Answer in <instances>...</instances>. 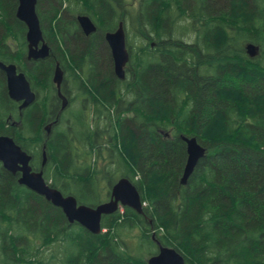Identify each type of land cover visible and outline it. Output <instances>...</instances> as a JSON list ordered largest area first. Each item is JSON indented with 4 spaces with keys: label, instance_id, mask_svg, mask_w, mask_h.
Wrapping results in <instances>:
<instances>
[{
    "label": "trees",
    "instance_id": "obj_1",
    "mask_svg": "<svg viewBox=\"0 0 264 264\" xmlns=\"http://www.w3.org/2000/svg\"><path fill=\"white\" fill-rule=\"evenodd\" d=\"M17 7L18 0H0V62L16 64L34 89L44 84L48 92L26 112L33 114L32 128L41 113L58 108L52 81L58 64L63 91L80 84L109 104L105 111L94 103L90 117L65 118L57 128L64 137L49 143L55 163L62 162L54 187L79 205L97 207L104 203L97 197L108 201L110 188L126 178L146 206L142 214L124 208L104 216L102 233L93 235L70 226L44 198L0 184V264H148L151 251L135 256L127 248L122 234L132 230L141 232L140 247L158 242L186 264H264V0H141L132 10L125 0H38L51 48L38 62L27 61V28ZM79 15L98 27L89 38L78 28ZM183 18L193 27L206 23L192 45L174 36L173 25ZM136 19L145 20L134 26L155 35L158 46L131 53L123 82L115 77L105 35L118 21ZM11 38L14 57L4 45ZM248 44L260 47L258 59L247 56ZM115 90L124 95L114 102ZM104 131L109 142L101 141ZM78 134L91 159L107 150L110 165H75ZM182 136L207 150L186 186ZM103 177L110 187L100 183Z\"/></svg>",
    "mask_w": 264,
    "mask_h": 264
},
{
    "label": "water",
    "instance_id": "obj_2",
    "mask_svg": "<svg viewBox=\"0 0 264 264\" xmlns=\"http://www.w3.org/2000/svg\"><path fill=\"white\" fill-rule=\"evenodd\" d=\"M38 0H18L16 17L27 28L26 41L28 44V61H40L49 58L51 48L46 42L37 14ZM78 25L85 36L93 35L97 32V27L92 19L87 15L77 16ZM112 58L114 61V72L119 80L126 79L125 68L130 61V54L126 46V34L121 23L114 33L106 35ZM247 55L250 58H256L259 55V47L254 44H248L246 47ZM0 68L6 73L7 87L9 96L16 102H23L21 109L26 108L35 100V94L24 73L19 72L17 65H5L0 63ZM53 81L57 87L59 97L63 101V109L68 106L67 98L62 94L61 87L64 81V72L60 65H57ZM186 145L187 161L181 180V184L186 186L189 178L194 173L199 162L206 156V148L197 138L181 137ZM0 159L5 166L12 170H21L23 179L21 184L28 189L46 198L55 207L61 208L70 225L77 224L93 235L102 233V219L104 216L113 215L120 207L130 208L138 213H143V204L139 191L135 185L128 179H120L111 191V198L108 202L102 203L97 207L79 205L77 200L72 197H64L57 190L51 189L45 183L43 174H31L29 167L30 157L27 156L20 147L15 145L8 138H0ZM17 164H22L18 168ZM158 254L148 259V264H186L184 257L173 248L163 247L157 242Z\"/></svg>",
    "mask_w": 264,
    "mask_h": 264
},
{
    "label": "flooded vegetation",
    "instance_id": "obj_3",
    "mask_svg": "<svg viewBox=\"0 0 264 264\" xmlns=\"http://www.w3.org/2000/svg\"><path fill=\"white\" fill-rule=\"evenodd\" d=\"M193 2L194 0H183L184 3L187 2ZM141 0L138 2V6L140 5ZM175 3V1L173 2ZM66 6L64 5V8ZM77 21V20H76ZM144 19H136L135 21L131 20L129 23L126 21H118V26L122 23L123 28L126 34V46L129 51L130 57L131 53L132 56L135 54L138 55L140 54L143 50L149 48L151 51H154L156 47L158 46L157 40H155L154 37L155 35L149 34L148 32H145L143 28H139L137 26H134L138 22H144ZM178 24L175 22L174 23V36L175 38H179L184 40V37L188 35V31L192 32L194 34V40L193 41H186L190 45L194 43V41L197 38V30H202L205 28L206 23L196 26H192V21L189 18H183L177 20ZM184 22L186 24V27L184 30L180 33L177 31V26L181 25L180 23ZM78 24V21H77ZM96 25V23H94ZM199 26V27H197ZM97 27V25H96ZM155 27V33L158 31V26L157 24L154 25ZM79 30L81 31L79 25H78ZM116 29V30H117ZM139 29H142L144 32L140 33ZM98 30V27H97ZM115 30V31H116ZM115 31L111 32L114 33ZM147 31V30H146ZM154 31V28H153ZM130 32L133 33L134 38H138L140 41V44L138 47L135 46L132 42V38L130 37ZM81 34L83 32L81 31ZM108 34V33H107ZM106 34V35H107ZM106 35H105V43L106 47L109 52V56L112 60V69L114 71V61L112 58L111 54V49L106 42ZM85 36V35H84ZM91 36V35H90ZM90 36H85L86 38H89ZM132 41V42H131ZM8 47V55L9 57H14L15 56V41L11 38L8 40L7 43H4ZM259 47V46H257ZM137 49V52H134V50ZM247 54V52H246ZM260 57V47H259V55L256 58H250L251 60L258 59ZM28 61V59H27ZM42 61V60H40ZM31 62V61H28ZM38 62V61H34ZM130 61L128 65L125 68L126 71V78L129 77L130 73L128 74V69L130 68ZM3 63V62H0ZM5 65H10L14 63H3ZM16 65V64H15ZM18 67V66H17ZM19 72L20 69L18 68ZM23 73V72H22ZM115 74V72H114ZM26 76V75H25ZM115 77H117L115 75ZM27 78V77H26ZM54 78V77H53ZM28 80V79H27ZM64 81H65V74H64ZM63 81V84H64ZM125 82V80H122ZM29 82V80H28ZM30 84V82H29ZM55 91H56V96L58 99V108L55 110H52L49 112V115L46 113H41L40 118H39V124L35 126V128H32L31 121L33 119V114H27L29 110L31 109L39 102H45L46 97L48 92L44 88V84L39 85L38 90L34 89L31 84V90L35 94V100L32 104L27 106L26 108L21 109V105L23 102H16L13 99L10 98L9 92H8V85H7V76L6 73L0 68V138H8L13 141L15 145L21 148V150L30 157L29 161V167L31 168L30 173L31 174H43V179L45 180V183L47 186H49L51 189L58 190L57 187H54L55 185V180L56 177H59V173L57 172V169L62 167L60 164L62 163L61 160L59 159L60 163H55V160L57 159V155L55 152H50L49 151V143L52 139H59L61 137H64L63 132L61 130H58L57 128L60 127L62 124L63 120L66 119H75L76 123H78L83 117H90L94 103H98L100 105H105L103 106V109L105 111L108 110V105L106 104V101L103 100L101 97H99L95 92L89 91V89L85 88H80V84L78 86H73L72 87V93H66L63 91V84L61 87V92L62 94L67 98L68 100V106L66 107V111L63 109V101L59 97V93L57 90V87L53 81ZM133 84L125 87H132ZM82 89V90H81ZM87 90V92H86ZM114 92V102L121 97V95H124V92L120 90H115ZM89 95V96H88ZM88 96V97H87ZM85 97V98H84ZM87 98V99H86ZM90 98V99H89ZM88 102V103H87ZM17 105V114H16V105ZM82 110V113L80 114ZM70 112L71 115L69 114ZM83 116V117H82ZM46 117L48 119H46ZM85 118V119H86ZM30 121V122H29ZM69 121V120H67ZM70 122V121H69ZM44 128V129H43ZM82 129L81 127H79ZM24 130V131H23ZM79 130V129H78ZM105 134V138L102 139L101 141H110V138L107 136L108 131L102 132ZM95 135H97V132H95ZM81 138V139H79ZM77 139V140H76ZM83 136L78 134V137L74 138V145L75 149L72 154V158L74 159V163L77 166H83V165H88V164H93V167H97L98 169H103L106 168L107 165H110V158H109V152L107 150H104V158H101L99 156H93L91 159V156L89 152H85V148L83 147ZM76 141V142H75ZM28 148V149H25ZM18 168H22V164H17ZM23 172L21 170L17 171H12L8 169L5 166V163L2 159H0V184L1 185H7L11 182L10 185H19L24 192L25 195L28 194V196L32 197V195H38L37 193L33 192L32 190L28 189L27 186L21 184V180L23 179ZM101 180V176L99 177ZM102 185H104L106 188L110 185L109 179L106 177L102 178V181H100ZM110 187V186H109ZM61 192V191H59ZM12 195V194H11ZM110 198H111V188H110ZM46 200L45 197L40 196ZM109 198V200H110ZM47 201V200H46ZM48 202V201H47ZM52 204L51 202H48ZM53 205V204H52ZM54 206V205H53ZM55 207V206H54ZM58 208V207H57ZM61 209V208H59ZM62 210V209H61Z\"/></svg>",
    "mask_w": 264,
    "mask_h": 264
},
{
    "label": "rangeland",
    "instance_id": "obj_4",
    "mask_svg": "<svg viewBox=\"0 0 264 264\" xmlns=\"http://www.w3.org/2000/svg\"><path fill=\"white\" fill-rule=\"evenodd\" d=\"M138 2L139 0H125V4L130 6V7H133L131 8L130 10L132 9H138ZM181 25L177 26V31L178 32H182L184 30V28L186 27V24L184 22H181L180 23ZM188 35L184 37L185 41H193L194 40V34L190 31H188ZM130 37L132 38V40L134 42H132L133 44H135L136 47L139 46L140 44V41L138 38H134L133 37V33L130 32ZM15 50H16V44L14 46ZM134 50V49H133ZM134 52H137V49L134 50ZM97 200H100V202H105L107 201V197L105 195H101L100 197H97ZM95 200V201H97ZM109 200V199H108ZM145 206H146V203H145ZM123 238L125 239L126 241V245H127V248L131 251V253L135 256H139V255H142V256H149V254L147 253V251H151L152 255H150L148 258L152 257L153 254H157L158 253V246L155 244V246H150V248H143V247H140V236H141V232L139 230H132V231H124L123 232ZM153 251V252H152Z\"/></svg>",
    "mask_w": 264,
    "mask_h": 264
},
{
    "label": "bare ground",
    "instance_id": "obj_5",
    "mask_svg": "<svg viewBox=\"0 0 264 264\" xmlns=\"http://www.w3.org/2000/svg\"><path fill=\"white\" fill-rule=\"evenodd\" d=\"M70 65V64H69ZM73 68V67H72ZM67 72V71H66ZM53 81V80H52ZM74 81V80H73ZM84 81V80H83ZM72 84V83H71ZM73 84H74V82H73ZM72 86V85H71ZM54 87V86H53ZM71 88V87H70ZM52 90V89H51ZM90 91V90H89ZM51 92H53V91H51ZM72 93V92H71ZM89 96V95H88ZM87 96V97H88ZM85 98V97H84ZM87 99V98H86ZM90 99V98H89ZM88 103V102H87ZM66 111V110H65ZM49 115V114H48ZM83 117V116H82ZM46 119H48L47 117H46ZM66 124V123H65ZM69 124V123H68ZM85 124V123H84ZM65 127V126H64ZM44 129V128H43ZM24 131V130H23ZM78 133V132H77ZM74 135V134H73ZM80 135V134H79ZM69 137V136H68ZM75 137V136H74ZM79 139H81V138H79ZM74 140V139H73ZM77 140V139H76ZM76 142V141H75ZM84 145V144H83Z\"/></svg>",
    "mask_w": 264,
    "mask_h": 264
}]
</instances>
